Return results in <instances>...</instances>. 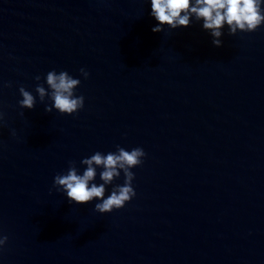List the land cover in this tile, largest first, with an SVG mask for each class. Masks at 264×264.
Returning <instances> with one entry per match:
<instances>
[{
	"label": "water",
	"instance_id": "water-1",
	"mask_svg": "<svg viewBox=\"0 0 264 264\" xmlns=\"http://www.w3.org/2000/svg\"><path fill=\"white\" fill-rule=\"evenodd\" d=\"M149 12L0 0V264H264V26L215 47L196 22L153 32ZM52 69L81 78L78 113L19 107V87ZM118 144L147 154L123 208L53 188L70 161Z\"/></svg>",
	"mask_w": 264,
	"mask_h": 264
},
{
	"label": "clouds",
	"instance_id": "clouds-1",
	"mask_svg": "<svg viewBox=\"0 0 264 264\" xmlns=\"http://www.w3.org/2000/svg\"><path fill=\"white\" fill-rule=\"evenodd\" d=\"M148 3L149 15L156 21L151 29L153 32L187 28L196 22L208 33L215 47L223 46L225 34L234 36L238 32H254L264 26V0H148ZM79 72L84 79L89 77L85 68H80ZM34 80L37 83L33 90L23 85L18 89L22 98L17 103L21 109H34L37 98L49 113L55 110L73 115L83 109L85 97L76 94L82 82L80 77H74L67 70L52 69L43 78L36 75ZM10 86V82L0 83V88ZM5 115L0 106V127L5 125ZM10 132L16 136L15 129ZM146 155L143 147L128 150L119 144L115 151H95L80 160L82 170L75 161H70L65 171L54 176L53 188L69 203L86 205L95 201V211L101 214L112 212L123 208L136 196L132 169L142 165ZM121 175L123 183H113ZM108 186H111L110 191ZM7 241L8 236L0 232V252Z\"/></svg>",
	"mask_w": 264,
	"mask_h": 264
}]
</instances>
